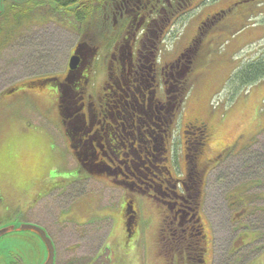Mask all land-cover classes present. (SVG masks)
Here are the masks:
<instances>
[{"label": "rangeland", "instance_id": "obj_1", "mask_svg": "<svg viewBox=\"0 0 264 264\" xmlns=\"http://www.w3.org/2000/svg\"><path fill=\"white\" fill-rule=\"evenodd\" d=\"M0 1L2 14L8 3ZM195 3L200 9L213 3L214 13H224L216 16L205 35L189 74L192 93L189 98L187 94L174 120L167 161L173 177L184 179V122L207 125L210 138L199 161L203 185L197 213L203 234L198 245L204 261L195 262L193 249L187 255L182 239H174L180 244L176 249H160L165 239L159 237L165 205L149 196L129 197L136 211V225L128 226L124 191L113 184V171H109L111 177H95L83 170L79 157L73 154L60 116V89L58 93L54 82L43 80L64 82L67 62L79 40L75 31L44 21L43 12L51 5L30 9L18 30L14 23L3 26L7 34L0 28V137H7L0 145V176L10 175L13 184V189L0 190V226L39 224L57 250V264H264V79L237 92L229 85L232 72L264 50V0ZM197 10L191 8L168 27L169 35L160 46L167 43L170 56L196 34ZM240 16L245 32L249 28L252 31L246 32L245 41L237 22ZM100 43L84 46L87 57L93 51L91 66L83 70L90 74L85 96L92 100L104 87L106 59L114 44ZM158 95L163 97L161 87ZM12 120L26 131L18 135L6 132V125L12 128ZM43 157L46 169L53 165L58 168L49 175L51 180L43 181L45 171L35 168ZM207 159L213 161L206 166ZM40 163L44 165L43 160ZM27 173L33 182L25 189L35 193L32 198L21 194ZM36 192L47 195H40V201L34 198ZM35 237L29 231L6 234L0 239V249L9 250L22 261L33 255L32 249H43Z\"/></svg>", "mask_w": 264, "mask_h": 264}, {"label": "trees", "instance_id": "obj_2", "mask_svg": "<svg viewBox=\"0 0 264 264\" xmlns=\"http://www.w3.org/2000/svg\"><path fill=\"white\" fill-rule=\"evenodd\" d=\"M30 1L35 8L51 5V9L43 12L44 21L51 20L75 31L78 42H82L84 46H93L103 40L110 43L108 46L122 41L123 31L132 29L140 21L141 14L138 15L137 8L142 10L148 5L146 1L154 5L156 25L150 28L154 36L150 37L144 32L146 39L142 37V41L145 49L135 68L137 74L130 78H116L112 75L107 78L97 100L90 99L88 102L91 104L90 123L83 120V112L78 110L86 102L85 91L90 75L88 71L81 72L82 65L79 64L75 71L68 72L62 83L55 78H45L43 83L54 82L58 93L60 89L59 106L63 111L60 115L63 129L83 170L95 177H111L109 171H113V184L124 191L126 223L129 224L136 218L130 196L145 195L155 199L165 205L166 211L161 220L159 237L169 240L168 244L164 242L165 239L161 240L160 249L170 246L176 249L180 244L174 239H182L186 242L185 247H188L185 249L187 255L193 249L197 255L195 262L199 263L202 251L198 242L201 238L203 240L197 214L203 185L199 161L210 138L209 128L204 122H184V179L173 177L167 152L174 132V120L191 90L189 74L202 48L203 39L218 19L216 16L222 15L224 11L199 24L195 36L174 63L177 69L172 72V78L167 75L158 81L153 72L161 41L157 32L167 27L164 30L167 33L174 20L198 5L194 4L196 0H170V6L164 13L160 12L161 1L126 0L127 11L124 14L121 13L122 0H82L78 8L73 6V2L79 0H53V5L48 0ZM107 1L108 6L105 7ZM14 24L16 29L20 27L19 23ZM4 33L7 34L8 31ZM108 46L106 47L109 48ZM92 54L93 51L90 56L85 57L87 62L91 61ZM133 78L138 81L133 83ZM127 79L131 83L127 84L128 87L124 84ZM263 79L264 50L252 61L237 67L229 78V85L237 92ZM159 86L163 90V97L158 95ZM76 127L80 128L77 133L74 131ZM206 161L207 166L213 160Z\"/></svg>", "mask_w": 264, "mask_h": 264}, {"label": "flooded vegetation", "instance_id": "obj_3", "mask_svg": "<svg viewBox=\"0 0 264 264\" xmlns=\"http://www.w3.org/2000/svg\"><path fill=\"white\" fill-rule=\"evenodd\" d=\"M41 1L42 0H39V2H41ZM48 1H50L49 3H52L53 0H48ZM158 1L162 2V7H159L160 12H162V13H164V11L166 12V9H168V7L170 6V0H157L156 2L158 3ZM2 2H3V4L8 3L5 7H3V12L0 15V28H3V32L7 31V29H4L3 26H8V25L13 24V23H17V24L19 23L21 26V22H23L24 19H27L29 17V10L30 9H32V10L38 9V8L31 6V4H29L31 2L30 0H2ZM81 2H82V0H79L77 2L74 1L73 6L75 8H78V6ZM146 2L148 3V5H145L142 8V10H140L141 8H139V7L137 8L138 15L141 14L140 15V21L132 29H128V28L125 29L123 31V34H124L123 40L122 41L120 40V42H118V43H114L113 46L111 47L110 53L106 59V71H107L106 72V80L111 75L116 77V78H123V77H129L130 78V76H135L137 74V70L135 68L138 65V63H140V60L142 57V50L145 49L144 42L142 41L143 38L146 39L144 32L148 36L150 35V37L154 36V34L152 32H150V28L153 27L154 25H156V21H155L156 14L154 13V5L149 1H146ZM53 4L54 3H52V5ZM107 6H108V1L105 2V7H107ZM26 9H27V12H25ZM121 9L123 10V11H121V13H123V14L127 11L126 10L127 9L126 0H122ZM215 14H213L212 16H214ZM20 15H22V16H20ZM22 25H23V23H22ZM164 30H167V27H165V29L163 28L161 31L157 32L158 37H160L161 41L163 40V38L165 37V34H166V32ZM13 35H15V34H13ZM161 41H160V43H161ZM159 49L160 50L157 54V59L155 61L156 63L154 64L153 72H154V75L157 77V80L161 81L162 78L167 77V75L171 76V78H172V76H173L172 72L175 69H177V65H174V63L178 60V56L183 52L184 49L173 60H166L165 58L161 59L160 58V52L164 53V48H159ZM75 52L79 53V56H80V63L79 64L82 65L81 66V72H84L86 68L88 69V67L91 66V62L86 61V58H85L86 57V50L84 49V45L82 42H76L74 48L72 49L71 55L75 54ZM83 59L85 60L84 64H83ZM66 71H67V73L69 72L68 68ZM106 80H105V82H106ZM131 81L133 83H136L138 80L136 78H133ZM124 84L128 87V85L131 83L127 79L126 82H124ZM127 90H129V89H127ZM125 95H127V94H125ZM89 100H90L89 98H86V102L82 103L81 106L78 108V110L83 112L81 115H82L83 120L86 123H88V122L90 123V120H91L90 119L91 104L88 103ZM96 100H97V97H96ZM125 104H126V102H125ZM126 106H127V104H126ZM84 110H85V112H84ZM79 130H80V128H77V127L74 128L75 133H77ZM83 151H85V150L83 149ZM37 225H39V224H37ZM134 225H136L135 218H133L129 222L128 226L133 227ZM127 230L131 231L129 228ZM26 250H30V249H26ZM32 250H33V252L32 251L31 252L33 255H31V257H26L24 260L22 259V261H18V260H21V258L14 255V253L10 252L7 249L6 250L0 249V264H17L19 262H21L23 264H42L44 262V259L46 256L45 249L43 248V249H32ZM200 256H201L200 261L203 262L204 261L203 252ZM56 257H57V250L54 249L53 264H57ZM25 260H31V261L23 262ZM65 264H73V263L69 262V263H65Z\"/></svg>", "mask_w": 264, "mask_h": 264}, {"label": "crops", "instance_id": "obj_4", "mask_svg": "<svg viewBox=\"0 0 264 264\" xmlns=\"http://www.w3.org/2000/svg\"><path fill=\"white\" fill-rule=\"evenodd\" d=\"M200 4H201V2H200ZM196 8H198V10L197 11H195V12H197V15H195V17H194V22H196V25H197V28H198V26H199V24L204 20V19H206L207 17H209V16H212L213 14H215L214 13V10L213 9H215V8H213V3L211 4H208V5H203L202 6V8L200 9L199 8V4L197 5V7ZM216 11V10H215ZM248 16V13H246L245 14V18ZM243 17V18H244ZM175 22V21H174ZM237 22H240V29H241V33L243 34H245V35H243V39L246 37V32H252L251 31V28H249L246 32H245V29L246 28H243L242 26L244 25L243 23H244V20H242V16H240L239 17V20L237 21ZM247 20L245 19V25L247 26ZM243 24V25H242ZM242 25V26H241ZM185 26V25H184ZM187 27V26H186ZM197 32V29L195 30V33ZM194 35L195 34H193V36L188 40V42H187V44H181L180 43V41H179V39H178V42H179V44H181V48L179 47V51L177 52V54H175V55H169V54H171L172 52H169V51H167V50H164V53H161V54H163L164 55V58L166 59V60H173L174 58H176L178 55H179V53L189 44V42L191 41V39L194 37ZM246 39H244V41H245ZM244 41H243V43H244ZM160 54V55H161ZM23 93H24V91H23ZM192 92H190L189 93V95H188V98H189V96H190V94H191ZM188 100V99H187ZM8 102H9V100H8ZM6 104V106L7 105H9V104H7V103H5ZM12 128H10V129H8V125H6V128H5V130H6V132H13L15 135H18V134H21L22 132H24V131H26V129L24 128V126H20V123L18 122V123H15L13 120H12ZM6 124H8V122H6ZM38 135H41V134H38ZM6 136L4 137V138H2V137H0V145H2L3 144V142H4V140H6ZM42 139H43V141H45V143H47V139H46V137H42ZM41 160H43V163H44V165H42L41 163H40V161ZM36 161V160H35ZM40 161L37 163V164H39L37 167H35L36 169H40L41 171H45V176L43 177V178H41V179H44L43 181H45L46 180V178L47 179H52V178H50L49 177V175L50 174H53V173H55V171L54 170H57L58 168H57V166L56 165H53V166H51V168L49 169H46V166H45V158L43 157V158H40ZM27 165V162H24V164H23V170H24V168H25V166ZM10 179H11V176L10 175H7V176H0V184H2V185H0V190L1 189H6V187H12V185L13 184H11L10 183ZM30 179H31V176H29L28 175V173H27V175H26V177H25V179H24V182H25V186H24V183H23V191H25V192H21V194H23V195H25V196H29L30 198H32L31 196L32 195H34V194H30L29 192H28V190L27 189H25V187L26 186H30V185H32V182H33V180L32 181H30ZM35 180V179H34ZM49 180V181H50ZM40 181H42V180H40ZM23 182V181H22ZM53 188V187H52ZM51 188V189H52ZM12 189H13V187H12ZM53 190H57V189H55V187H54V189ZM53 190H51V191H53ZM38 191H40V190H38ZM7 193H10L11 191H10V189H9V192L8 191H6ZM36 193H38L37 195H36V197H34V198H37V199H39L40 201H41V199L42 198H39V196L40 195H43V197H45L46 195H47V193L46 194H42V193H40V192H36ZM40 193V194H39ZM45 193V192H44ZM0 195H3L1 192H0ZM24 197V196H23ZM2 198H4V197H2ZM2 202H4L3 200H2ZM1 202V203H2Z\"/></svg>", "mask_w": 264, "mask_h": 264}, {"label": "water", "instance_id": "obj_5", "mask_svg": "<svg viewBox=\"0 0 264 264\" xmlns=\"http://www.w3.org/2000/svg\"><path fill=\"white\" fill-rule=\"evenodd\" d=\"M2 11V10H1ZM0 11V13H1ZM77 51V50H76ZM68 63L69 71H74L78 67L80 63V56L78 52L73 54ZM17 231H29L33 233L41 243H43V248L45 249V259L42 264H53L54 261V244L52 240L47 235L46 231L39 225L34 223H25V222H17V223H9L7 225L0 226V239L6 234H11Z\"/></svg>", "mask_w": 264, "mask_h": 264}]
</instances>
